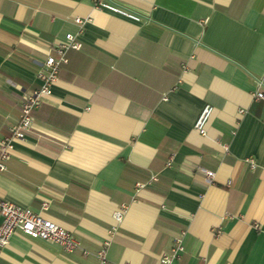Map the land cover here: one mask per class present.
<instances>
[{"label": "crops", "instance_id": "crops-1", "mask_svg": "<svg viewBox=\"0 0 264 264\" xmlns=\"http://www.w3.org/2000/svg\"><path fill=\"white\" fill-rule=\"evenodd\" d=\"M117 2L142 19L95 0H0V136L40 87L53 43L89 18L0 171V198L80 246L15 231L0 264H100L106 240L102 264H156L178 237L169 264H264V98L253 96L264 90V0Z\"/></svg>", "mask_w": 264, "mask_h": 264}, {"label": "built area", "instance_id": "built-area-1", "mask_svg": "<svg viewBox=\"0 0 264 264\" xmlns=\"http://www.w3.org/2000/svg\"><path fill=\"white\" fill-rule=\"evenodd\" d=\"M95 6L102 9L110 10L114 13H121L127 18L133 20H141L142 15L138 12L120 5L117 0H95ZM75 22L78 25L76 33L67 32L65 37L53 43V52L49 53L41 64L37 72L38 78L41 80L40 87L33 92L25 95L21 103L20 117L17 123L9 127L10 133L0 136V171L7 169V160L11 157L14 148L13 142L15 138H24L26 133L30 130L34 121V110L40 105V96L42 93H49L51 91V84L58 78L60 68L69 61L68 51L71 49L80 50L83 46L79 39V34L84 30L85 23L89 18L76 16ZM253 96L256 98H264V90L257 89ZM214 106L210 103H205L201 109L195 123L194 128L202 135L207 134V123L212 115ZM240 111L244 110L240 108ZM251 166H255L253 158H249ZM207 176H212L211 171L203 170ZM152 178H157L153 175ZM141 182L137 186H142ZM49 201L43 200L41 203L42 210L49 207ZM125 206L119 207L114 216L116 220L120 221L123 218ZM15 231H21L24 234L39 238L46 241H51L61 245V247L70 252L79 247L80 241L75 237L72 231L61 226L51 218L42 214L41 211H35L32 208L17 205L13 202L0 198V246L9 243L11 235ZM109 240L101 243L98 250V257L100 264L107 260V249ZM183 248L182 238L176 239V245L171 252H163L156 264H169L173 261L179 250ZM84 252H88L84 249Z\"/></svg>", "mask_w": 264, "mask_h": 264}]
</instances>
